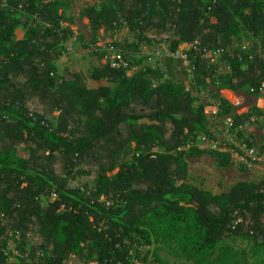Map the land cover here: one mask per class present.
<instances>
[{
  "label": "trees",
  "instance_id": "obj_1",
  "mask_svg": "<svg viewBox=\"0 0 264 264\" xmlns=\"http://www.w3.org/2000/svg\"><path fill=\"white\" fill-rule=\"evenodd\" d=\"M7 2L0 0V264L17 235L21 250L30 245L34 251L33 264H69L70 255L85 264L94 255L97 264L128 262L135 242L150 244L153 219L164 226L163 237L177 240L187 259L201 263L217 252L208 264H225L228 248L219 246L229 237L259 234L264 241V177L230 188L219 181L216 192L198 168L180 161L223 154L184 149L201 132L215 137L205 105L195 106L192 93L176 81L174 58H166L165 71L147 66L133 75L130 67L95 66L90 78L116 87H89L84 72L60 74L55 64L71 34L74 21L65 12L72 0ZM81 16L90 22L95 59L106 54L97 46L100 30L126 25L136 40L108 41L126 59L141 53L144 42L165 43L172 51L194 44L189 57L197 81L233 91L248 87L257 96L264 88V0H101L100 7L84 1ZM21 26L26 31L18 38ZM241 30L255 39L252 52L228 50ZM215 49L224 50L230 73H215L205 57ZM212 94L220 114H231V103ZM249 117H236L234 124ZM133 141L143 153L121 161ZM156 146L166 151L155 153ZM52 157L66 160L54 169ZM91 157L100 162L83 167Z\"/></svg>",
  "mask_w": 264,
  "mask_h": 264
},
{
  "label": "rangeland",
  "instance_id": "obj_2",
  "mask_svg": "<svg viewBox=\"0 0 264 264\" xmlns=\"http://www.w3.org/2000/svg\"><path fill=\"white\" fill-rule=\"evenodd\" d=\"M50 1V0H49ZM84 1H96L98 7L101 6V0H72L71 8L65 12L67 16L73 19L71 26V34L69 38L61 43L64 52L55 62L60 74L66 70L82 71L87 75V86L99 87L107 86L113 90L116 83L108 80L98 81L90 78V72L95 66L105 64V58L98 60L93 58L91 51V28L87 17L81 16L82 3ZM70 24L69 20L63 21V25L67 27ZM26 28L21 26L17 29L16 35L18 38L23 37ZM101 39L97 42V46H102V50L108 46V41H123L126 37L130 41L136 40L133 33L129 31L128 26L121 25L113 33L100 30ZM161 44L143 43L141 53L133 55L134 67L128 69L127 74L133 75L141 67H160L166 70L165 60L157 58L155 53L161 50ZM255 44V39L245 30H241L233 38L228 50H240L245 53L252 52ZM106 45V46H105ZM194 44L183 43L178 50L181 55H189ZM167 47H169L167 45ZM119 48L120 47H116ZM163 52V50H162ZM211 64H214L217 75H225L231 72V67L223 58L224 51L209 50L206 52ZM152 58V60L150 59ZM175 65L173 71L175 79L178 83H183L185 88L195 97L194 105H205V112L208 118V129L215 139L210 138L206 133L201 132L198 137L191 139L192 142L187 144L184 149L189 150L196 147L215 150L223 154L222 157L216 155L203 154L202 156H183L180 158L182 163L187 166L198 168L199 172L206 176L208 182H212L214 191L221 192L218 182L222 181L224 187L230 188L235 183L245 180L259 181L264 177V88L259 96L253 94L252 89L248 87L233 91L230 89H220L218 85L212 82H199L195 79L192 69V61H188L177 57L174 59ZM181 60V61H179ZM129 61V59H127ZM246 68V65L243 66ZM165 78V77H164ZM212 89L226 98L232 105L233 110L229 115L220 114L219 103L213 99ZM245 115H250L240 124L235 125L234 120ZM129 152L122 153L123 162L130 163L135 161V157L144 151L137 147L136 142L129 144ZM153 152H165L163 146H156ZM45 154L49 153L47 150ZM51 163H57L54 169L60 167L65 162V158H50ZM222 159V160H221ZM59 161V163H58ZM100 162L99 158L91 157L87 163L83 164L85 168H91ZM223 162V164L220 163ZM228 161V164L226 163ZM229 163H234L231 165ZM119 167L115 168L110 174H115ZM214 185V186H213ZM211 187V186H210ZM185 196V195H184ZM152 226L148 229L150 244L144 246L139 244L138 250L134 248V259H138L142 264H208L209 261L216 257L217 252L208 257L203 263L200 261L189 260L184 255L183 248L175 239L163 237L164 226L158 224L155 219L152 220ZM246 239L242 237L232 236L221 242L219 247L228 248L224 252L225 264H264V247L263 240ZM256 242V243H255ZM20 236L9 240L8 244V259L6 264H33L31 254L33 250L30 245L25 246L24 251L18 245ZM128 243V242H127ZM258 243V244H257ZM261 244V246H260ZM142 245V246H141ZM258 249L259 253H255ZM43 254V253H42ZM90 264H97L95 260ZM69 264H85L75 255H70Z\"/></svg>",
  "mask_w": 264,
  "mask_h": 264
},
{
  "label": "built area",
  "instance_id": "obj_3",
  "mask_svg": "<svg viewBox=\"0 0 264 264\" xmlns=\"http://www.w3.org/2000/svg\"><path fill=\"white\" fill-rule=\"evenodd\" d=\"M1 1L4 2L5 5H7V3H8L7 0H1ZM161 47H162L161 50L155 53V56L157 58H163L164 56H166V57H172L175 59L177 57H180L182 59H186L185 61H188V59L190 58L188 54L185 56L181 55L178 49L176 51L170 50V48L167 47V44H164ZM162 50H163V52H162ZM215 50L224 51L223 49H215ZM105 51H106V54L104 56L105 61H106L105 63H110V65L112 67L124 66V67H130L129 69H132L134 67L133 63L130 64L131 62H133L132 58H131V60L129 59V61H127L125 53H123L119 48H116L114 45L106 46ZM205 57H208L207 53L205 54ZM150 59L152 60V58H150ZM194 68H195V65H194V63H192V69L194 70ZM239 222H240V220L237 218L234 221L233 226L235 227ZM251 233L253 234V231H251ZM257 237H258V240H263V236L258 234ZM139 247H140L139 243L135 242L133 244V248L135 250H138ZM133 252L134 251H132V249H131L129 252V255L127 256L128 262L118 261L116 263H111V264H142L141 262H139L138 259H134V253Z\"/></svg>",
  "mask_w": 264,
  "mask_h": 264
}]
</instances>
